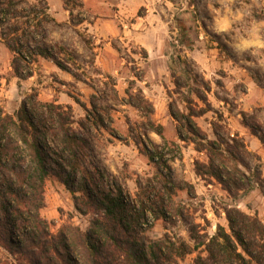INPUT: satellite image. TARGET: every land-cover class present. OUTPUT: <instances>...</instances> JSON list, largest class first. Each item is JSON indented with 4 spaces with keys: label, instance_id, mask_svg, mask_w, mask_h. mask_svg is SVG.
Instances as JSON below:
<instances>
[{
    "label": "rangeland",
    "instance_id": "obj_1",
    "mask_svg": "<svg viewBox=\"0 0 264 264\" xmlns=\"http://www.w3.org/2000/svg\"><path fill=\"white\" fill-rule=\"evenodd\" d=\"M134 1L98 0L92 9L82 0H0V9L9 13L0 24V123L14 118L23 102L35 113L48 104L86 139L80 166L99 170L100 188L119 187L136 216L128 235L115 236L108 251L105 243L93 242L103 264H140L137 258L141 264H256L224 255L211 259L207 248L218 228L230 232L228 215L264 231V0L234 2L230 8L241 19L220 34L203 24L204 0H159L165 7V57L151 59L121 35L145 13L132 12ZM9 33L21 36L13 51ZM255 39L263 43H249ZM27 43L55 60L37 49L29 53ZM181 116H190L220 147L234 180L231 193L211 177L209 153L197 151ZM10 129L0 134V199L13 208L15 196L26 203L19 201L21 214L11 216L7 236L22 241L36 228L37 216L50 264H64L51 247L59 235L71 262L92 264L80 235L98 227L97 214L81 201L76 207L56 175L40 192L28 179L21 181L18 174H32L33 165ZM51 148L59 151L61 145L53 141ZM52 167L70 172L66 165ZM80 178L71 177V189L77 190ZM5 238L0 232V264H16L18 254ZM255 245L264 264V238ZM30 249L39 252L35 245Z\"/></svg>",
    "mask_w": 264,
    "mask_h": 264
},
{
    "label": "trees",
    "instance_id": "obj_2",
    "mask_svg": "<svg viewBox=\"0 0 264 264\" xmlns=\"http://www.w3.org/2000/svg\"><path fill=\"white\" fill-rule=\"evenodd\" d=\"M8 15V12L5 11L4 13L3 10L0 9V24ZM2 16H4V18H2ZM24 36L28 37L26 34H24ZM20 37V35L17 37L12 33L8 34L6 41L8 42V47H10L12 51L15 47L20 45ZM28 43L26 44V51L31 53L37 49L40 51L38 53L39 56L50 58L44 48H32ZM50 59H52V61L55 60L54 58ZM55 64L61 67L57 62ZM15 68L16 67H14V70L17 77L21 78L22 74ZM170 113L174 119H177L175 113ZM181 117L182 128L185 134L192 141L198 142V145H196L198 146L197 151L203 152L205 150L209 153V163L206 168L211 171V177L215 179L225 191L231 193V186L234 184V180L232 174L225 166L226 164L224 165L223 152H218L220 151V147L213 141L206 139L205 135L202 134L192 122L190 116ZM7 126L11 127L10 132L15 138L17 145L20 143L27 149L30 162L33 165L32 174H18V178L21 181H26L28 179L34 185V189L40 192L44 181L50 177V175H56L61 183L66 188L70 189L76 207L79 205L78 201H81L87 211L97 214L96 219H94V225H98V227L80 236H82L84 249L87 251L88 257H91L93 261L92 264H103L99 256L101 249L95 248L93 242L99 241L101 246L105 243L106 249L104 250L108 251L115 236L124 237L128 235L130 226L133 225L136 216L131 215L132 211H130V208L127 209L119 187H117L116 192L106 191L105 188H100V181L103 176L100 174L99 170L94 167L93 172H90L80 166L78 153H82L85 149L87 145L86 139L76 134L71 125H68L66 122L65 116L58 114L56 108L48 104H42L41 110L35 113L34 108H27L26 103L23 102L14 118L7 117L0 123V134L2 136L5 135ZM159 129L161 128L159 127ZM156 133L160 135L158 130H156ZM53 141L61 145L59 151H55L51 148ZM213 156L217 157L216 159H218L219 163H222L224 168L215 164ZM53 165L58 166V168H61L62 165H66V167L70 168V172L66 173L64 171L58 172L57 170H53ZM63 172L65 174H63ZM77 173L81 174V178L77 190H73L70 188L71 184L69 181L71 177H74ZM76 193H78L79 196H76ZM14 198L18 204V206L16 204L14 208L3 199H0V232L6 237L5 241L9 249L18 254L16 264H50V255L45 254L46 243H44L41 238L42 230L39 227L40 221L37 216L33 217V219H35L34 225L36 228H34L29 235L23 234L22 241L14 242L7 236L13 227L14 220L11 219V216H20L21 209L19 207V201L21 203L24 199L18 196ZM25 201L24 203H26ZM240 216V218H247L242 215ZM227 222L230 232L227 233L222 228H218V232L210 239L207 248L209 258L212 259L216 256L224 255L225 259L233 262H254L256 264H261L262 252L258 250L255 244L257 240H262L264 238V231L258 232L259 228L255 226L256 223L253 226H247L243 221L239 223V221L233 220L229 215L227 216ZM19 226L23 227L24 225L21 223ZM253 228H255V230ZM113 244L120 249L118 243L114 241ZM29 245L30 247H34L35 245L39 252H33L30 247H28ZM51 245L58 256H63L62 260L64 264H75L70 260L65 240L61 235L56 237ZM125 253L128 261L134 259L129 252L126 251ZM136 261L140 264L142 263L139 258H137Z\"/></svg>",
    "mask_w": 264,
    "mask_h": 264
},
{
    "label": "crops",
    "instance_id": "obj_3",
    "mask_svg": "<svg viewBox=\"0 0 264 264\" xmlns=\"http://www.w3.org/2000/svg\"><path fill=\"white\" fill-rule=\"evenodd\" d=\"M236 1L238 0H204L206 15L203 24L206 28L218 34L229 31L232 28V23L239 21L242 16L240 11L234 13L230 8ZM249 1H252L253 4L254 2H261L260 0ZM96 2L98 0H82V5L93 9L92 6ZM142 8L145 9L144 15L138 17V22L135 24L129 25L127 23L121 35L132 38L144 50L148 59H151L157 53L160 58L161 56L165 57L163 50L166 46L164 40L166 28L162 18L165 7H161L159 0H135L132 3V12ZM249 43L259 47L258 45L263 42L260 39H255Z\"/></svg>",
    "mask_w": 264,
    "mask_h": 264
}]
</instances>
